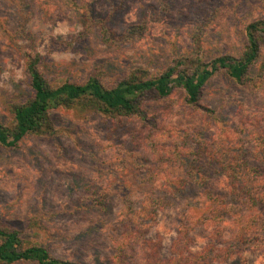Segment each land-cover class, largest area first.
<instances>
[{
    "label": "rangeland",
    "instance_id": "obj_1",
    "mask_svg": "<svg viewBox=\"0 0 264 264\" xmlns=\"http://www.w3.org/2000/svg\"><path fill=\"white\" fill-rule=\"evenodd\" d=\"M76 1L91 3L94 17H106L112 4H119V0ZM170 3L168 16L151 25L142 40L127 46L105 45L94 37L83 45L74 43L88 16L84 10L71 8L66 0H0V119L5 124L11 121L7 101L32 96L24 72L26 52L43 56L42 70L49 78L62 77L74 83L85 82L95 68L109 76L133 68L158 73L193 48L196 31H201L197 37L204 57L240 55L245 26L264 17V0ZM154 5L155 0H128L120 8L115 24L109 26L122 35L130 25L144 19ZM200 22L202 29L198 28ZM59 43L68 48L57 49ZM260 67L264 68V52ZM203 103L218 111L221 124L212 122L206 130L204 117L185 104L182 92L152 107L156 116L153 127L137 121H105L99 116L82 121L71 112H53L56 126L69 131L60 139L27 137L15 148L0 146V219L21 230L32 218L39 219L43 230L27 236L45 245L55 258L82 264H115L113 239L125 231L121 226L125 200L138 209L147 196H153L166 203L148 235L153 248H160L163 258H171L177 230L185 218H190L196 223L191 249L201 251L218 228L207 226L211 220L198 223L213 204L220 203H212L207 190L224 206L231 198L228 178L203 152L207 145L244 149L249 163L259 168L255 179L264 202V164L256 158L259 149L249 134L241 132L239 112L243 107L248 113L264 114V90L247 91L217 75L204 90ZM149 133H155L154 143L159 150H177L182 157L196 147L197 155L192 159L203 168L206 184L197 186L183 158L174 154L164 159V164L170 166L172 182L166 184L162 176L150 178L156 173L150 170L157 166V157L145 142ZM183 180L187 181L185 188L176 190ZM238 205L237 213L231 210L235 218L242 211ZM259 212L264 221V206ZM232 220L221 224L225 229L224 245L232 240ZM259 223L264 226V222ZM261 235L264 239V228ZM142 245L133 252L135 260L131 264H139ZM225 264H264V246L258 251L247 250Z\"/></svg>",
    "mask_w": 264,
    "mask_h": 264
},
{
    "label": "trees",
    "instance_id": "obj_2",
    "mask_svg": "<svg viewBox=\"0 0 264 264\" xmlns=\"http://www.w3.org/2000/svg\"><path fill=\"white\" fill-rule=\"evenodd\" d=\"M128 0H119V4H112L106 17H94L91 3L66 0L75 10H84L88 20L83 30L77 35L74 43L83 45L89 38H97L102 44L130 46L142 40L150 26L165 19L170 10V0H155L153 11H147L144 19L139 23L130 25L126 31L119 35L109 24H115L120 8ZM203 22L199 23L198 28ZM202 29V27H201ZM196 31L192 37L193 48L186 54L178 56L165 70L153 73L144 68L128 69L115 76H109L106 71L95 68L89 78L83 83H74L62 77L49 78L42 70L43 56L40 53H25V75L32 96L23 99L7 101L6 110L11 115V121L5 124L0 119V146L15 148L27 137L60 139L68 129L57 127L53 121L52 113L63 110L71 112L77 120L88 121L99 116L105 121L122 123L124 121H137L142 125H152L156 116L152 114V107L183 93L184 102L194 114L204 117V128L210 129L212 122L221 124L218 111L211 109L203 103L204 90L210 81L217 75L227 77L247 91L257 92L264 90V68L260 67L264 52V17L259 18L245 26L242 33V50L240 55H221L206 58L199 49ZM57 49L68 48L64 43L56 45ZM242 133H248L253 144L259 149L256 158L264 164V114H251L239 109ZM193 114V115H194ZM156 126V123H155ZM155 128V127H154ZM147 136L145 142L150 146L157 157L156 171L150 178H162L170 184V166L164 164L166 155L180 156V151L171 149H158L154 143V134ZM201 137V136H200ZM192 147V146H191ZM192 153L184 155L185 169L197 186H204L206 178L203 168L197 166L193 156L197 155L196 147ZM199 151L202 147L198 148ZM205 154L216 164L220 174L229 180L230 201L224 202L212 196L207 190V198L213 204L208 215L200 219L208 221L207 225L215 226L216 233L210 244L201 251H193V230L196 223L185 218L178 230L177 239L173 243L172 257L165 259L160 255V248H153L154 243L148 239L150 231L155 227L157 216L164 210L166 203L163 200L147 196L138 209L130 200H125V212L121 219V226L125 231L119 238L113 239L114 263L128 264L135 260L133 252L142 243V256L139 264H225L245 251H258L263 249L264 239L261 231L264 222L260 214V207L264 206L262 193L257 187L255 179L257 169L249 163L244 149L227 150L221 145H207ZM202 153V152H201ZM159 163V164H157ZM149 171V172H150ZM256 171V172H255ZM163 172V175L160 173ZM186 180L179 182L176 190H183ZM237 204L242 211L234 217L231 210L237 213ZM235 227L232 229V240L229 244H222L225 229L221 224L232 219ZM43 230L37 218L28 221L25 230L5 223L0 219V264H82L53 257L48 248L39 241H33L28 233ZM222 246L219 247L218 245Z\"/></svg>",
    "mask_w": 264,
    "mask_h": 264
}]
</instances>
